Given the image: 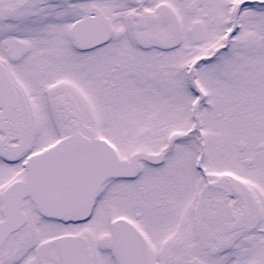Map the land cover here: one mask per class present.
I'll list each match as a JSON object with an SVG mask.
<instances>
[{"label": "snow or ice", "instance_id": "6c2138e0", "mask_svg": "<svg viewBox=\"0 0 264 264\" xmlns=\"http://www.w3.org/2000/svg\"><path fill=\"white\" fill-rule=\"evenodd\" d=\"M0 264H264V0H0Z\"/></svg>", "mask_w": 264, "mask_h": 264}]
</instances>
